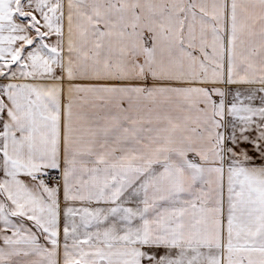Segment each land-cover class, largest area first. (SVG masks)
I'll list each match as a JSON object with an SVG mask.
<instances>
[{
    "label": "snow or ice",
    "instance_id": "1",
    "mask_svg": "<svg viewBox=\"0 0 264 264\" xmlns=\"http://www.w3.org/2000/svg\"><path fill=\"white\" fill-rule=\"evenodd\" d=\"M0 264H264V0H0Z\"/></svg>",
    "mask_w": 264,
    "mask_h": 264
}]
</instances>
